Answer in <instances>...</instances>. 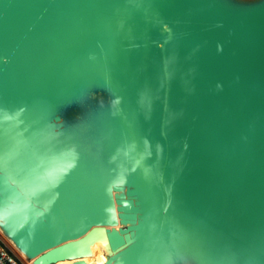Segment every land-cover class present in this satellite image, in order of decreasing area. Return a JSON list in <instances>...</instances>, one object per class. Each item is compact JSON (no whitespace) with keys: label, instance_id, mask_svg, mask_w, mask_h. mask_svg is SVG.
<instances>
[{"label":"water","instance_id":"1","mask_svg":"<svg viewBox=\"0 0 264 264\" xmlns=\"http://www.w3.org/2000/svg\"><path fill=\"white\" fill-rule=\"evenodd\" d=\"M0 137L29 264H264V0H0Z\"/></svg>","mask_w":264,"mask_h":264},{"label":"built area","instance_id":"2","mask_svg":"<svg viewBox=\"0 0 264 264\" xmlns=\"http://www.w3.org/2000/svg\"><path fill=\"white\" fill-rule=\"evenodd\" d=\"M0 264H29L27 261L16 255L0 236Z\"/></svg>","mask_w":264,"mask_h":264},{"label":"bare ground","instance_id":"3","mask_svg":"<svg viewBox=\"0 0 264 264\" xmlns=\"http://www.w3.org/2000/svg\"><path fill=\"white\" fill-rule=\"evenodd\" d=\"M109 231L115 235L117 232V227L109 228ZM105 259H106V254H105L104 247L99 242H95L92 245L91 255L85 256L83 258V260H85L87 263L97 262L98 264L103 263L105 261Z\"/></svg>","mask_w":264,"mask_h":264},{"label":"snow or ice","instance_id":"4","mask_svg":"<svg viewBox=\"0 0 264 264\" xmlns=\"http://www.w3.org/2000/svg\"><path fill=\"white\" fill-rule=\"evenodd\" d=\"M3 151H4V141H3V138L0 137V169L3 168L4 166V160L2 159V156H3ZM111 247V245H110Z\"/></svg>","mask_w":264,"mask_h":264},{"label":"rangeland","instance_id":"5","mask_svg":"<svg viewBox=\"0 0 264 264\" xmlns=\"http://www.w3.org/2000/svg\"><path fill=\"white\" fill-rule=\"evenodd\" d=\"M0 236H2L1 235V233H0ZM5 242L8 244V246L10 247V249L16 254V255H18L19 257H21L19 254H18V252L14 249V247L7 241V239H5ZM22 258V257H21ZM23 259V258H22Z\"/></svg>","mask_w":264,"mask_h":264}]
</instances>
